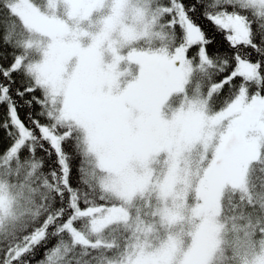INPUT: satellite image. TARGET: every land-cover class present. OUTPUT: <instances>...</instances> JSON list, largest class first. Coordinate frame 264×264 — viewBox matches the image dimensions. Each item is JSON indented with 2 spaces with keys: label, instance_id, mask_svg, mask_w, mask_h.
I'll list each match as a JSON object with an SVG mask.
<instances>
[{
  "label": "snow or ice",
  "instance_id": "snow-or-ice-1",
  "mask_svg": "<svg viewBox=\"0 0 264 264\" xmlns=\"http://www.w3.org/2000/svg\"><path fill=\"white\" fill-rule=\"evenodd\" d=\"M0 264H264V0H0Z\"/></svg>",
  "mask_w": 264,
  "mask_h": 264
},
{
  "label": "trees",
  "instance_id": "trees-1",
  "mask_svg": "<svg viewBox=\"0 0 264 264\" xmlns=\"http://www.w3.org/2000/svg\"><path fill=\"white\" fill-rule=\"evenodd\" d=\"M2 137H3V133H2V132H0V139H2Z\"/></svg>",
  "mask_w": 264,
  "mask_h": 264
}]
</instances>
